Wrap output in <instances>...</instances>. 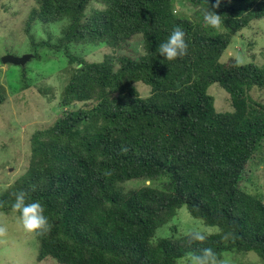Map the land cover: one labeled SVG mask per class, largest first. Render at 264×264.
<instances>
[{
	"label": "trees",
	"instance_id": "obj_1",
	"mask_svg": "<svg viewBox=\"0 0 264 264\" xmlns=\"http://www.w3.org/2000/svg\"><path fill=\"white\" fill-rule=\"evenodd\" d=\"M34 1L24 22L34 48L29 62L40 60V49L61 52L68 77L56 118L30 137L24 173L0 191L7 216L19 215L11 206L20 191L44 207L51 230L36 240L24 234L31 260L197 263L211 249L217 262L228 252H252L264 262V185L242 186L264 150V65L225 54L231 35L264 17V0H219L217 8V0ZM207 10L221 16L219 29L205 25ZM60 22L57 41L30 33ZM177 26L188 52L168 61L158 47ZM136 36L142 47L136 57L116 53ZM72 45L110 52L89 61ZM26 66H18L24 81ZM214 84L225 91L227 110L214 104L208 92ZM6 98L0 84V109ZM132 182L142 185L125 187ZM182 207L218 232L200 234L203 241L196 232L155 237Z\"/></svg>",
	"mask_w": 264,
	"mask_h": 264
},
{
	"label": "rangeland",
	"instance_id": "obj_2",
	"mask_svg": "<svg viewBox=\"0 0 264 264\" xmlns=\"http://www.w3.org/2000/svg\"><path fill=\"white\" fill-rule=\"evenodd\" d=\"M34 3V0H0V59L5 55L18 57L33 51L34 48L28 44L24 22ZM180 9L182 8L176 3L175 10L184 14ZM186 14L192 16L189 12ZM62 23L50 25L48 28L33 26L30 33L38 40H45L53 35L52 41H57L60 38ZM242 33L241 36L238 34L230 36V44L225 54L236 56V59L243 64L253 62L264 65V17L254 21L251 28ZM141 49V39L136 36L116 53L136 57ZM72 51L76 54L86 52V60L89 61H99L104 53L110 52L104 46L88 47L87 45L80 47L72 45ZM249 51L256 54L253 60L248 55ZM38 53L40 60L26 63L25 81L21 67L5 65L0 61V84L5 88L8 100V103L5 102L0 109V191L24 173L30 155L29 141L32 133L50 125L60 111L59 95L68 77L67 59L63 53L53 54L45 48L40 49ZM43 88H51V92L39 93V89ZM140 88V91L145 93L146 89ZM208 92L214 97V104L219 110L228 109L224 90L214 84L209 87ZM261 97H264V92ZM9 168L11 170H8ZM263 171L264 150L256 154L253 163L250 164L245 178L251 182L243 181V188L263 190ZM141 185V182H132L125 187L136 188ZM17 217L14 213L8 216L0 213V224L7 228V235L3 238V242H0V264H43L31 260L33 252L26 251L31 248L28 245L29 239L24 235L26 232ZM192 232L211 235L217 233L218 228L206 226L202 220L191 217L186 208L182 207L171 222L156 231L155 237L172 235L179 237ZM32 238L35 239V236L33 235ZM48 261H44V264H55ZM179 264L197 263L183 258L179 260ZM217 264H264V262L252 252H228Z\"/></svg>",
	"mask_w": 264,
	"mask_h": 264
},
{
	"label": "clouds",
	"instance_id": "obj_3",
	"mask_svg": "<svg viewBox=\"0 0 264 264\" xmlns=\"http://www.w3.org/2000/svg\"><path fill=\"white\" fill-rule=\"evenodd\" d=\"M219 6V0L212 5L213 8ZM204 23L212 29H219L222 25V19L215 11L207 10L204 14ZM184 30L177 26L172 29L169 37L158 47V54L168 61L182 58L187 55L188 43L185 38ZM12 210L19 213L17 219L26 233L34 236L46 235L52 225L44 215V207L39 201L28 202L27 193L20 191L15 194V201L12 204ZM7 235V228L0 224V242ZM195 239L203 241L205 237L200 234L195 235ZM197 264H217L215 254L211 249H206L203 257H197Z\"/></svg>",
	"mask_w": 264,
	"mask_h": 264
},
{
	"label": "water",
	"instance_id": "obj_4",
	"mask_svg": "<svg viewBox=\"0 0 264 264\" xmlns=\"http://www.w3.org/2000/svg\"><path fill=\"white\" fill-rule=\"evenodd\" d=\"M32 58L31 54H23L22 56L5 55L0 61L2 64H10L14 66H24Z\"/></svg>",
	"mask_w": 264,
	"mask_h": 264
}]
</instances>
